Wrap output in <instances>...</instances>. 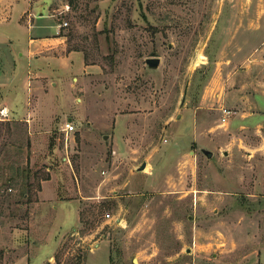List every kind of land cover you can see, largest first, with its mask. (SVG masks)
I'll return each mask as SVG.
<instances>
[{
  "label": "rangeland",
  "instance_id": "1",
  "mask_svg": "<svg viewBox=\"0 0 264 264\" xmlns=\"http://www.w3.org/2000/svg\"><path fill=\"white\" fill-rule=\"evenodd\" d=\"M0 37V264H264V0H0Z\"/></svg>",
  "mask_w": 264,
  "mask_h": 264
},
{
  "label": "crops",
  "instance_id": "2",
  "mask_svg": "<svg viewBox=\"0 0 264 264\" xmlns=\"http://www.w3.org/2000/svg\"><path fill=\"white\" fill-rule=\"evenodd\" d=\"M38 16H41V13H38ZM42 18L35 19L31 21L29 26L27 27V40H25L24 47L29 52H33L34 54L37 50H39V46H50L53 44H57L61 40V36H56V31L54 29L50 30V27L53 28L52 25L48 24H39L41 23ZM52 35V36H51ZM15 38V36H14ZM3 42L2 37H0V46L1 49L7 45ZM8 108V107H7ZM68 121V120H67Z\"/></svg>",
  "mask_w": 264,
  "mask_h": 264
},
{
  "label": "built area",
  "instance_id": "3",
  "mask_svg": "<svg viewBox=\"0 0 264 264\" xmlns=\"http://www.w3.org/2000/svg\"><path fill=\"white\" fill-rule=\"evenodd\" d=\"M66 7H68V5L66 4L65 5ZM66 25V22H62L60 24V26H65ZM223 110V116H222V121L224 122L227 118L226 115H228V113L230 112L229 110L227 109H222ZM8 115H9V110L8 108L5 106V105H1L0 104V119L2 120H5L8 118ZM72 130H74V127L72 125V123L70 121H65L62 125V131H64L65 133H69L71 132Z\"/></svg>",
  "mask_w": 264,
  "mask_h": 264
},
{
  "label": "water",
  "instance_id": "4",
  "mask_svg": "<svg viewBox=\"0 0 264 264\" xmlns=\"http://www.w3.org/2000/svg\"><path fill=\"white\" fill-rule=\"evenodd\" d=\"M145 63L147 64L148 67L150 68H156L159 64V57H148L145 59ZM106 137V136H104ZM202 152L205 154L206 157H210L212 155V152L210 150H207V149H204L202 148L201 149ZM145 166V163H142L139 167V169H143Z\"/></svg>",
  "mask_w": 264,
  "mask_h": 264
}]
</instances>
